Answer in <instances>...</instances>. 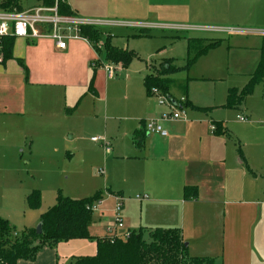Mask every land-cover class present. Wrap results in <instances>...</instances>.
Returning <instances> with one entry per match:
<instances>
[{
  "label": "crops",
  "instance_id": "0c3cea01",
  "mask_svg": "<svg viewBox=\"0 0 264 264\" xmlns=\"http://www.w3.org/2000/svg\"><path fill=\"white\" fill-rule=\"evenodd\" d=\"M145 1L148 8L167 12L168 23L153 21L149 29L196 30L210 22H238L235 17L241 13L246 16L241 24L252 22L264 28V6L262 11L252 8L242 12L235 4L239 0ZM66 4L71 15L76 16L69 0ZM20 5L22 10L34 8H25L22 0ZM172 10L181 12L193 25L170 20ZM102 31L111 35V45L118 48L113 40L118 37L105 29ZM145 34L140 36H149ZM256 39L254 43L246 39L241 47L248 54L255 52L252 63L247 61L246 69L242 68L245 71L228 73L227 84L220 92L216 89L191 92L180 99L174 98L170 91L169 95L162 91L161 94L151 91L149 95L145 87V78L152 74L149 71L142 81L143 91L137 85L132 97H125L130 101L126 106L130 115L124 119L108 117V113L114 115L120 107L116 96L101 93L97 82L93 85L94 92L90 90L93 75L102 69L98 71L92 66L93 56L101 62V55L89 43L71 40L66 50H59L49 39H15L13 58L4 59L0 65V163L12 173L34 179L36 174L31 164L21 167V163L61 157L70 149L77 131L84 128L86 119L95 116L103 120V137L111 145L110 150L102 145L99 148L93 145L90 150L94 159L102 156L98 163L104 165V175L101 171L100 174L106 181V199L111 198L115 207L121 201L125 212L126 190L141 194L135 200L141 211L137 225L129 219L127 211L124 219L122 211L124 226L118 228L115 210H103L102 200L95 206L89 228L94 239L62 242L56 248H44L36 261L18 264H71L77 258L96 256L95 239L122 237L141 230L144 234L149 230L150 234L156 229L180 230L193 259L213 260V264H264V83L257 85L242 104L228 106L229 90L245 88L261 62L264 33ZM180 40L188 44L186 64L195 58H190L194 49H199V54L216 42L206 37ZM220 45L209 49L202 58ZM124 69L117 66L114 77L107 75L103 88L107 90L112 85L110 82L117 83V71ZM195 80L215 81L198 78L189 82ZM162 98L168 103L161 104ZM182 99L185 116L177 121L167 119L181 109ZM239 117L246 121H240ZM109 119L112 124L111 121L107 124ZM152 121L160 124L167 136L149 133L146 124ZM136 135L141 138L140 148L136 146ZM186 189L196 190V199L186 200ZM32 192L23 190L20 200L25 202ZM4 203L6 207L0 218L9 222L15 235L41 224L38 216L32 217L19 230L17 217L10 211L15 204ZM53 204L43 211H49ZM96 213H100L98 218Z\"/></svg>",
  "mask_w": 264,
  "mask_h": 264
},
{
  "label": "rangeland",
  "instance_id": "374dc122",
  "mask_svg": "<svg viewBox=\"0 0 264 264\" xmlns=\"http://www.w3.org/2000/svg\"><path fill=\"white\" fill-rule=\"evenodd\" d=\"M239 1L235 4L241 8L242 12L252 10V8H259L262 11V6H264V0ZM145 2V0H69V5L77 17L96 22L99 27H89L101 34L99 44L103 47L98 51L101 55V62L96 59L95 55L93 56V61L98 63L94 65V68H98V71L102 69L97 72L94 84L97 82L102 88L101 93L116 96L117 103L120 106L117 107L114 115L108 113V117L124 119L126 115H130L126 109L130 101H126L125 97L131 98L137 85L143 91L142 81L149 71L155 77L162 76V78H165L163 75L164 69L168 67L169 69H176L175 72L168 74L166 78L170 80V94L174 98L180 99L188 94L190 95L191 92H213L215 89L220 92L227 84L226 75L228 73L245 71L247 61L248 64L252 63V56L255 52L248 54L246 53L247 50L242 51L241 47L248 38H250V43H254L257 40L256 38L260 37L262 32L264 33V28L261 25H253L252 22L241 24L246 17L243 13L236 15L235 21L238 22H231L232 20L229 22H210L207 26L199 27L196 30L185 29L186 27L184 29H149L148 25L153 21L168 23L167 12L162 9L157 10L152 6L148 8V4ZM22 4L25 8L39 5L38 0H22ZM171 13L172 15H169L171 16L170 20L193 25L192 22L186 21L181 12L172 10ZM102 29L118 37L113 39L118 48L126 49L136 55V59L129 67L123 71H117L116 77L119 80L117 83L110 82L112 85L107 87V90L103 88L108 75L105 66L110 65L111 62L106 59L105 39L111 37V35L103 32ZM145 33L149 36H140H145ZM181 37H206L214 39L215 43L221 45L213 49L215 51L205 58L202 57L210 50L201 56H197L199 49H194L190 54V58L195 57L196 61L187 69L185 68V62L188 58L189 49L187 41L182 42ZM203 44L205 45V43ZM242 68L245 69L242 70ZM198 78H210L215 81L195 80L189 82L191 79ZM159 93L161 94V90H159ZM84 115L87 118V113ZM110 121L109 119L107 124ZM117 122H114V124ZM80 129L76 133V139L70 142V149L61 157L53 160H24L21 163V167L23 164H31L32 170L36 174L34 179H25L18 173H12L4 163H0V214L6 207L5 201L7 204L9 201L15 204L10 211L17 217L15 221L19 223L17 226L19 230H23V225L32 217L37 218L38 216L41 219L45 214L43 210L51 203H54L52 206L54 207L60 197L83 200L100 193L102 200H104L103 210H115V202L111 198L106 199L105 197L108 190L103 176L104 165L98 163L102 156H97L94 159V155L90 151L93 145L97 147L101 145L93 143L92 139L104 138L105 124L103 120H98L97 117L92 116L90 119H86L84 128L81 127ZM70 136L72 137V134ZM75 149H79V152ZM102 155L104 154L102 153ZM100 171L103 175L100 174ZM23 190L40 192L42 199L40 209H30L26 199L25 202L20 200ZM125 195L128 200L124 201L125 212L123 211V218L125 219L124 213L126 214L127 211L129 219L137 225L141 217V211L140 204L135 200L141 194L135 192V190H126ZM99 215L100 213H96L95 217L98 218ZM146 231L144 239L149 242V230Z\"/></svg>",
  "mask_w": 264,
  "mask_h": 264
},
{
  "label": "trees",
  "instance_id": "16d2710c",
  "mask_svg": "<svg viewBox=\"0 0 264 264\" xmlns=\"http://www.w3.org/2000/svg\"><path fill=\"white\" fill-rule=\"evenodd\" d=\"M44 6H52L53 0H38ZM21 0H0V9H17L22 11ZM60 13L71 15L67 5L60 6ZM92 43L101 40V34L92 28L85 27L82 32ZM13 38H7L3 42L4 59H12L14 47ZM214 43L197 56H201L209 49L216 47ZM106 59L114 65L124 68L136 59V55L128 50L118 49L111 45L110 38L105 39ZM261 62L252 76L250 82L242 90L230 89L228 93V106L242 104L245 99L254 93L255 87L264 83V40L262 45ZM196 59L188 60L189 68ZM176 69L166 68L163 75L175 72ZM95 75L91 80L90 90H93ZM170 80L162 76L148 75L145 78V87L149 95L152 89L161 90L169 95ZM94 92V90H93ZM136 146L141 147V138L135 137ZM241 157L243 156L240 152ZM192 191L194 194L192 195ZM186 200L196 199V190L186 189ZM30 209H40L42 199L38 191L32 192L26 199ZM102 201L100 193L83 200H71L60 197L57 204L41 217L43 233L37 234L35 229L15 235V230L8 221L0 218V264H18L19 261L34 262L44 248H56L62 242L72 240H92L89 228L92 224L94 208ZM150 241L144 239L143 231L132 232L127 241L107 239H95L98 245L97 254L94 257H81L71 264H213V260L193 259L189 257L187 244L183 241L182 233L178 229H156L149 234Z\"/></svg>",
  "mask_w": 264,
  "mask_h": 264
},
{
  "label": "built area",
  "instance_id": "2783aa9c",
  "mask_svg": "<svg viewBox=\"0 0 264 264\" xmlns=\"http://www.w3.org/2000/svg\"><path fill=\"white\" fill-rule=\"evenodd\" d=\"M52 6H38L28 10L19 11L17 9L2 10L0 9V65L4 64L3 42L7 38L24 39L29 41H38L49 39L56 43L59 50H66L68 41H85L98 52L103 47L98 43H92L87 37L83 36V28L95 27L99 28L96 22L81 19L75 15H65L60 13V6L67 5L66 0H53ZM99 53V52H98ZM96 64L93 63V67ZM105 70L110 77H114L117 67L114 64L106 65ZM154 94H159L156 89L152 90ZM168 103L166 98L161 99V104ZM181 109L177 110L173 115L167 116L169 120L177 121L185 116V100L180 102ZM244 122V117H239ZM146 130L149 133H159L163 137L167 136V132L157 122H148ZM93 142L101 144L103 148L110 150L111 145L105 138H93ZM139 198V197H138ZM146 198V197H145ZM123 203L118 201L115 207V223L118 228H123L122 219ZM131 233H126L122 237H111V241L128 240Z\"/></svg>",
  "mask_w": 264,
  "mask_h": 264
},
{
  "label": "water",
  "instance_id": "95a60500",
  "mask_svg": "<svg viewBox=\"0 0 264 264\" xmlns=\"http://www.w3.org/2000/svg\"><path fill=\"white\" fill-rule=\"evenodd\" d=\"M36 232H37V234H39V235H41V234L43 233V230H42V224H40V225L38 226V228L36 229Z\"/></svg>",
  "mask_w": 264,
  "mask_h": 264
}]
</instances>
